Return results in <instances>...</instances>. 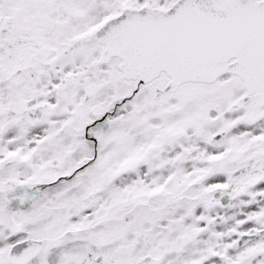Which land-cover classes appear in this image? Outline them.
Returning <instances> with one entry per match:
<instances>
[{"label":"snow or ice","instance_id":"6c2138e0","mask_svg":"<svg viewBox=\"0 0 264 264\" xmlns=\"http://www.w3.org/2000/svg\"><path fill=\"white\" fill-rule=\"evenodd\" d=\"M0 264H264V0H0Z\"/></svg>","mask_w":264,"mask_h":264}]
</instances>
